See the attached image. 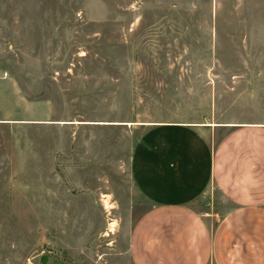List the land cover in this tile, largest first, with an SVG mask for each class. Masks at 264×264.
<instances>
[{"label": "rangeland", "instance_id": "374dc122", "mask_svg": "<svg viewBox=\"0 0 264 264\" xmlns=\"http://www.w3.org/2000/svg\"><path fill=\"white\" fill-rule=\"evenodd\" d=\"M262 73L264 0H0V264H132L141 134Z\"/></svg>", "mask_w": 264, "mask_h": 264}, {"label": "crops", "instance_id": "0c3cea01", "mask_svg": "<svg viewBox=\"0 0 264 264\" xmlns=\"http://www.w3.org/2000/svg\"><path fill=\"white\" fill-rule=\"evenodd\" d=\"M246 81L225 121L141 134L129 172L152 209L131 230L132 264H264V73ZM205 196L218 208L194 210Z\"/></svg>", "mask_w": 264, "mask_h": 264}]
</instances>
